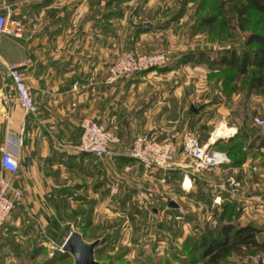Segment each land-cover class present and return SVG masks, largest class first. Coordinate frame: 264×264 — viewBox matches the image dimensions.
<instances>
[{"label":"rangeland","instance_id":"obj_1","mask_svg":"<svg viewBox=\"0 0 264 264\" xmlns=\"http://www.w3.org/2000/svg\"><path fill=\"white\" fill-rule=\"evenodd\" d=\"M100 2L102 4L98 9H92L90 3L86 11L90 15L93 13V18L99 17L106 30L108 18H115L114 28L108 29L117 33L116 52L106 65V76L110 64L123 51L139 55L165 52L170 57V63L163 71L153 70L117 80L140 86L134 99L140 105L144 104L143 109L151 113L150 119L157 111L158 118L159 113L163 115L164 130H173V135H164L168 138L164 140L172 142L178 149L183 137L191 134L203 144L219 127L240 121L245 114L243 109L250 107L254 94L246 90L248 78H230L233 73L222 65L196 60L181 63L180 59L186 54L195 56L199 51L213 59L226 50L240 52L247 32L238 29L236 8L243 0ZM7 6L10 16L17 17L10 5ZM209 16H214L215 22L201 27V18ZM18 18L24 25L23 36L26 23L23 18ZM259 19V16L251 14L250 29ZM259 21L261 23L256 29L261 31L264 20ZM191 106L198 108L196 114L188 112ZM252 117L249 124H252ZM252 126L253 134L261 133L259 128ZM124 128L125 125L122 130ZM208 132L212 135H208ZM115 133L117 136L121 134ZM124 135L121 143L127 139L129 143L133 142L135 135L130 139L128 135L124 138ZM248 136L254 138L257 135ZM220 137L217 139L222 143L218 149L230 145L227 137ZM149 138L157 136L151 135ZM112 151L114 155L110 159L101 160L106 163L109 173H104L102 177V183H107L108 187L100 204H85L73 212L61 213L63 218L57 220L56 227L50 226V232L44 234L41 232L44 231L43 224L31 219L35 226L34 235L40 233L35 244L20 238L22 232L30 227V222H25L19 232L6 241L5 246L8 244L10 251L4 248L5 252L2 253L0 250L3 264H72V257L62 249V243L70 232L78 233L87 244L99 240L93 250V260L97 264H204L200 252L194 251L195 242L202 236L216 235L223 211L226 213L224 220L228 218L229 201L236 204L234 215L239 214V217L233 215L231 222L238 226L253 225L262 231L258 240L264 238V216L257 217L245 211L237 197L241 186L234 196L226 192L229 189L227 180L233 176L220 181L219 176L211 170L202 177L189 179L193 188H188V184L184 186L188 188L184 191V174L175 171L176 166L173 165L175 156L178 162L184 160L178 153H175L169 168L161 170L145 168L136 163L127 155L128 151L125 155L118 154L121 150ZM247 157L256 160L259 166L253 170L251 178L255 176L256 184L264 185V149L257 153L250 150ZM218 181L224 189L215 185ZM170 200L176 202L177 206L169 207ZM12 211H17L16 205ZM40 227L43 229L40 230ZM31 245L33 247L28 250ZM0 247H3L2 243ZM219 264H264V255L253 249H242L232 252Z\"/></svg>","mask_w":264,"mask_h":264},{"label":"crops","instance_id":"obj_2","mask_svg":"<svg viewBox=\"0 0 264 264\" xmlns=\"http://www.w3.org/2000/svg\"><path fill=\"white\" fill-rule=\"evenodd\" d=\"M90 3L92 9H98L102 4L100 0H0V5H10L12 13H17L14 18L21 17L26 23L22 37L0 36V94L5 93L10 98L6 106L0 101V145H4L18 162L15 174H2L11 179L12 188L21 192L17 211L11 212L0 231L2 253L4 248L10 251L9 245L5 246L6 241H10L25 222H30V227L20 238L35 244L40 233L34 235L31 219L43 224L44 229L40 227V230L43 229L44 234L50 232L53 220L63 218L61 213L73 212L85 204H100L108 187L107 183H102V177L109 170L106 163L78 151L84 121L109 127L118 139L112 149L121 150L120 155L127 154L132 144L128 139L121 143L124 133L129 139L132 135H156L157 139L164 140L168 139L164 135H173L172 128L164 130L161 113L160 118L157 111L150 119L151 113L143 109L144 104L136 102L135 93L140 86L125 80L105 82L106 65L116 52L117 33L112 30L115 18H108L106 30L99 17L93 18V13L90 15L86 11ZM23 62L25 66L19 67ZM11 66L17 68L27 87L36 108L33 115L14 101L12 83L6 72ZM252 98L250 107L243 109L245 114L239 122L221 126L213 135L208 132L212 136H208L203 144L215 150L212 145L220 136L229 139L237 133L257 135L249 138L248 151L262 152L264 148L257 141L262 134H253V126L249 123L254 115L264 120V93H254ZM124 125L126 128L122 130ZM223 128L230 133L224 134ZM116 131L123 134L117 136ZM173 160L174 170L181 173L192 166L187 159L178 162L175 156ZM251 161L247 157L239 167L227 164L213 172L220 181H226L228 176L240 181L237 197L245 211L263 217L264 185H257L255 176L251 178L253 170L259 167L256 160ZM220 181V185H215L224 189ZM184 182V191L193 188L191 181L188 188L184 187ZM170 202L177 206L173 200ZM26 211L29 213L24 214Z\"/></svg>","mask_w":264,"mask_h":264},{"label":"built area","instance_id":"obj_3","mask_svg":"<svg viewBox=\"0 0 264 264\" xmlns=\"http://www.w3.org/2000/svg\"><path fill=\"white\" fill-rule=\"evenodd\" d=\"M24 25L20 19L10 16L9 7L0 5V36L20 38ZM170 63L168 53L157 52L153 54H135L132 51H123L107 69L106 83L120 79H127L133 75L146 72L153 68L167 66ZM24 67L25 63L18 65ZM6 72L12 83L14 101L18 107L28 114H35L36 108L28 94L27 87L15 66L7 67ZM0 101L6 106L10 101L7 94H0ZM252 124L260 129L264 136V120L257 116L252 117ZM81 135L77 149L79 152L89 154L95 159H110L114 153L112 147L118 139L105 126L92 121H84L81 125ZM181 155L191 161L189 171H183V182L192 177H202L208 171L214 170L229 163L224 153L216 152L201 144L194 135L187 134L183 137L178 149L170 141L158 142L147 136H137L128 150V156L145 168L166 170L175 156ZM18 162L8 153L4 145H0V228L8 219L16 202L21 198V192L11 186V179L5 178L2 172L13 175L17 172ZM182 182V184H183ZM227 192L236 195L241 184L233 177L228 180Z\"/></svg>","mask_w":264,"mask_h":264},{"label":"trees","instance_id":"obj_4","mask_svg":"<svg viewBox=\"0 0 264 264\" xmlns=\"http://www.w3.org/2000/svg\"><path fill=\"white\" fill-rule=\"evenodd\" d=\"M251 14L259 16L264 20V0H243L236 8V21L238 29L247 32L243 48L240 52L236 50L223 51L217 59L209 57L203 51H199L194 55L186 54L180 59L181 63L191 61L207 62L213 65H222L230 70L233 75L230 78L246 77L248 85L246 90L249 93H264V26L261 31L257 30V26L261 23L256 20L250 29ZM214 16L203 17L200 20V26H209L215 22ZM264 24V23H263ZM167 66L153 68L148 71H163ZM146 71V72H148ZM145 73V72H143ZM189 113L193 114L188 110ZM149 137V136H148ZM250 136L239 135L237 133L227 140L230 145L226 148H220L221 140H217L212 147L215 151L224 153L230 160L232 167L241 166L248 156V140ZM158 142L163 139L152 138ZM200 141V140H199ZM259 146L264 148V136L257 137ZM202 144V142L200 141ZM193 179V178H191ZM227 206L228 218L224 220L223 215L220 218V226L214 237L202 236L195 242L194 251L200 252V259L204 264H219L221 260L230 255L234 251L242 249H253L264 255V238L258 240V235L262 233L260 229L253 225L238 226L231 222L230 218L234 215L235 203L229 201ZM225 206V205H224ZM239 217V214L234 215ZM82 222H84L82 220ZM57 221L53 220L51 227H56Z\"/></svg>","mask_w":264,"mask_h":264},{"label":"water","instance_id":"obj_5","mask_svg":"<svg viewBox=\"0 0 264 264\" xmlns=\"http://www.w3.org/2000/svg\"><path fill=\"white\" fill-rule=\"evenodd\" d=\"M189 111L196 114L198 108L191 106ZM169 207L174 208L175 204L170 202ZM98 244L99 240L84 243L78 233L70 232L62 243V249L72 257V264H97L93 260V250Z\"/></svg>","mask_w":264,"mask_h":264},{"label":"bare ground","instance_id":"obj_6","mask_svg":"<svg viewBox=\"0 0 264 264\" xmlns=\"http://www.w3.org/2000/svg\"><path fill=\"white\" fill-rule=\"evenodd\" d=\"M223 130H224V128H223ZM227 131H228V130H224V134L230 133V132H227ZM187 181H188V179H186L185 182H184V184H185L186 187H187L188 184H189ZM190 185H191V184H190Z\"/></svg>","mask_w":264,"mask_h":264}]
</instances>
